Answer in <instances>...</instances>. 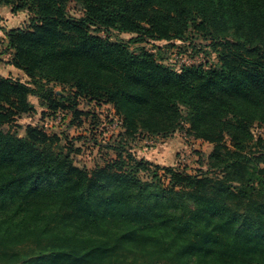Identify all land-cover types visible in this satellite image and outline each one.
Listing matches in <instances>:
<instances>
[{
	"label": "trees",
	"instance_id": "trees-1",
	"mask_svg": "<svg viewBox=\"0 0 264 264\" xmlns=\"http://www.w3.org/2000/svg\"><path fill=\"white\" fill-rule=\"evenodd\" d=\"M69 2L80 5L79 17L68 15ZM0 4L30 16L26 28L4 30L10 64L27 80L0 75V203L23 199L18 211L0 219V264H257L256 251L264 247V198L255 189L247 193L248 184L254 186L253 173L247 179L230 174L249 164L243 146L253 140L252 126L264 125V0ZM91 27L133 36L110 41ZM189 33L210 41L218 67L176 71L149 51L131 49L145 41L173 45ZM50 83L71 87L73 100ZM30 96L48 115L71 111L70 125L81 124L79 99L110 104L122 133L130 137L166 139L188 124L189 134L213 145L210 157L220 162L224 149L230 159L218 163L221 175H191L137 159L116 144L110 145L115 157L89 171L75 163L78 148H58L60 137L31 125L22 136L9 130L34 110ZM226 136L232 151L223 142ZM257 143L263 144L260 138ZM150 167L153 179L161 170L171 187L153 186L149 192L153 184L137 175ZM42 192L46 197L34 194ZM175 193L192 195L196 206L177 220L162 217L160 204ZM244 199L246 215L229 206L228 201ZM205 211L219 218L201 215ZM99 214L105 218L100 225ZM198 214L204 223L195 218ZM152 226L160 229L157 235L145 230ZM192 227V236L183 238Z\"/></svg>",
	"mask_w": 264,
	"mask_h": 264
},
{
	"label": "rangeland",
	"instance_id": "rangeland-1",
	"mask_svg": "<svg viewBox=\"0 0 264 264\" xmlns=\"http://www.w3.org/2000/svg\"><path fill=\"white\" fill-rule=\"evenodd\" d=\"M16 1L18 3L19 0ZM66 10L70 17L75 18L79 17L82 13L80 5L73 2L67 3ZM29 17L28 11H20L9 18L8 25L10 27L26 28L29 25ZM3 20L4 19L0 16V23L3 22ZM90 29L96 35L108 37L110 41H127L133 36L129 33H121L113 29L107 30L106 32L99 31L92 27ZM174 43L175 44L171 45L163 41H145L133 44L131 49L136 52L141 49L149 51L154 54L158 62L176 71L187 66H203L205 68L218 67L217 55L213 48L209 46V40L189 33L185 41H177ZM5 51H7V49L0 38V65L4 68L3 73L6 74L7 71L5 67L7 62L5 59H8V56L4 53ZM16 78L26 81V77L22 75ZM49 86L56 89L58 94L62 92L65 98L70 97V101L73 100L72 93L74 91L68 85L62 86L50 83ZM30 101L37 106V112L32 114L31 117H28L27 114H23L16 119V123L14 124L15 128L9 129V127L5 125L3 126V130L7 131L9 129L18 136H22L24 134L23 128L27 126L29 122L33 121V124L39 128L42 127L49 135L60 137L61 140L58 144L59 149L62 148L61 150L65 151L62 146L66 144L78 148L80 152L75 155V163L80 167H86L89 171L95 169V167H103L107 162L111 161V159L115 157V153L110 145L116 144L122 145L125 149H130L137 159L142 158L162 167H173L191 175H199L201 173H219V175H221L217 166L218 163L230 159L227 155H223L224 149L220 150L222 152L219 158L220 162L215 155L210 157L211 153H213V145L201 139H196L193 135L189 134L187 132L189 129L188 124H185L182 129L166 139L137 134L134 135V137H130L125 136L122 133V128L116 125L118 117L115 114L114 107L110 104L103 102L99 104L88 99H79L77 109L83 113L81 117L78 118V120L81 121V126H77V120H74L73 124L75 126L70 128L69 123L74 118L71 111L58 112L56 116L48 115L49 112L47 111L44 116L40 112L41 108L38 106V100L31 97ZM43 116L44 118H42ZM251 132L253 134V140L248 144H244V149L242 150V152L250 158L249 164L239 168L235 167L230 175L247 179L250 178L249 173H253L252 177L255 179L256 183H253L254 186H251V182L248 184L247 193H252L251 190L255 189L259 198H264V158L262 157L264 156V125L254 124L251 128ZM258 138L262 140L263 144H255ZM223 142L226 147L232 151L233 148L230 145L228 136L224 138ZM55 150L57 151V147H55ZM154 170V167H150L148 172L139 173L137 175L143 182L150 184L149 186L153 184L147 190L150 192L155 189L154 187L170 188L171 183L169 182V177L165 176L163 171H158L157 179L152 178V172ZM258 181H261V184L257 185ZM232 182L235 183V180H232ZM175 190L177 191L178 188L176 187ZM34 194L43 198L46 197L47 192ZM246 200L247 199L240 200V204L233 201H228V203L232 210L246 215V211L248 210V207L244 204ZM20 205H23V199L19 197H16L12 203H6L4 205L0 203V219L4 213L10 214L14 211H18ZM194 206L196 205L192 195L183 193L170 194L167 198H164L163 202L160 204L158 214L162 217L171 215L173 220H177V218H181V215L184 213L192 211ZM251 214L252 211L248 216ZM201 215L211 217L213 220L219 218L207 211L203 212ZM198 217L204 223L205 219L200 217L199 214L195 216V218L199 220ZM97 218L99 220V225L101 221H104L102 219H105L102 218L100 214ZM239 223H241V221ZM155 227L156 226H152L145 230L153 235H157L160 229ZM193 231L194 228L192 227L181 236L183 238H189L192 236ZM20 249L21 248L18 250ZM28 251L30 252L29 249ZM255 255L257 256V264H261L259 261L261 260L260 257H264V247L258 248ZM184 260L188 261L186 258ZM170 264L178 263L174 261Z\"/></svg>",
	"mask_w": 264,
	"mask_h": 264
},
{
	"label": "crops",
	"instance_id": "crops-1",
	"mask_svg": "<svg viewBox=\"0 0 264 264\" xmlns=\"http://www.w3.org/2000/svg\"><path fill=\"white\" fill-rule=\"evenodd\" d=\"M18 13V12H17ZM15 13H12L11 12V10H10V8L8 7V6H5V5H1L0 4V16L4 19L3 20V22H1L0 23V38H1V41L4 43V46H5V48L7 49V51H5L4 53L5 54H7V56H8V59H5L6 60V71H7V73L5 74V73H3V67H1V65H0V75L1 76H4V77H7V76H10V77H13V78H16L17 76H20V75H22V76H25L23 73H22V71H20V70H18V69H16L15 67H13L11 64H10V58H11V51H10V49H8V46H7V38H6V36H5V34H4V30H9V29H11V28H16V27H10L9 25H8V20H9V18L11 17V16H13ZM1 63V62H0ZM20 79V78H19ZM21 80V79H20ZM26 80H27V78H26ZM21 81H23V80H21ZM31 97H34V98H36L37 100H38V106L41 108L40 109V112H41V114L42 115H46V113H47V109L44 107V106H42L41 104H40V101H39V99L37 98V97H35V96H30L29 97V102L32 104V106H33V108H34V110L31 112V113H29V114H27V116L28 117H31V115L32 114H34V113H36L37 112V106H35L34 104H33V102L32 101H30V98ZM67 111V110H66ZM66 111H64V112H66ZM46 112V113H45ZM56 115H58V113L56 114ZM44 116L42 117V118H44ZM81 117V116H80ZM30 119V118H29ZM33 122V121H32ZM32 122H29L28 123V125H31V126H36L35 124H33ZM73 126H75L74 124H71L70 125V128L71 127H73ZM77 126H81V124H79V125H77ZM42 128V127H41ZM43 129V128H42ZM66 145H68V144H66ZM80 152V151H79Z\"/></svg>",
	"mask_w": 264,
	"mask_h": 264
},
{
	"label": "built area",
	"instance_id": "built-area-1",
	"mask_svg": "<svg viewBox=\"0 0 264 264\" xmlns=\"http://www.w3.org/2000/svg\"><path fill=\"white\" fill-rule=\"evenodd\" d=\"M117 121L118 122L116 123V125H119L120 126V123H121L120 120L118 119Z\"/></svg>",
	"mask_w": 264,
	"mask_h": 264
}]
</instances>
